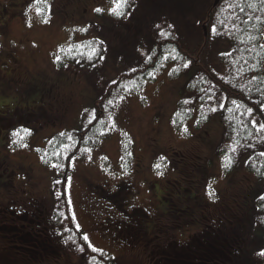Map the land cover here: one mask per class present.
<instances>
[{
	"label": "rangeland",
	"instance_id": "374dc122",
	"mask_svg": "<svg viewBox=\"0 0 264 264\" xmlns=\"http://www.w3.org/2000/svg\"><path fill=\"white\" fill-rule=\"evenodd\" d=\"M111 1L113 0H68L67 3L63 0H50L46 22L39 16V9L35 10L31 3L25 8L27 10L23 18H17L11 23L13 32L8 38L10 42L5 43V34H0L3 37H0V53L9 52L10 57L14 56L16 51L10 49L11 45L19 49L22 55L17 64L23 61L17 75L19 82L16 81L17 78L9 76L13 68L6 70L7 64L4 65L3 73L0 74V99L17 101L34 97L46 83H53L64 95L61 99L67 101L65 112L57 122L46 120L51 119L52 115L44 116L46 118L43 124L31 120L27 127L30 135L20 144L22 148L0 146V157L7 156V162L0 163V201H5L8 197L30 200L32 197L36 198L35 195L46 198L49 203L52 201L51 190L54 181L61 174L57 168L43 166L39 148L44 147L56 132L83 127L93 116L94 98L105 89L106 80L111 79L114 74L111 70L123 67L119 61L108 60L103 73L104 80L100 73L87 75L74 63L69 62L64 67H59L55 62L58 57L57 48L72 33H76L79 39L100 35L97 31L84 34L80 29L90 21L107 24L108 14L99 16L96 8L105 6L109 9ZM157 1L160 4L171 2L166 12L172 18H177L179 28L187 32L194 27L193 24L208 2ZM3 19L4 15H1V26ZM221 48L229 49L228 42H214L210 52V62L216 68H223L216 55ZM0 57L4 59L3 55ZM172 67L173 63H168L155 80L148 82L143 91L124 99L115 133L101 142L93 152L91 162L78 157L73 159L69 193L77 224L94 246L106 249L114 256L116 264H168L172 254L186 245V240L182 238L196 233L199 222H203L204 218L212 221L219 217L217 212L221 213L222 209L226 212L233 211L239 216L238 212L243 209L251 218L250 226L240 240L242 250L237 258L244 261L242 264H253L252 252L262 248L260 236L264 233L263 227L256 223L255 198L264 190V186L257 175L247 169L248 151L233 170L226 172L223 169L218 144L224 127L218 114L197 126L195 113L185 122V130L174 127L173 117L183 95L181 91L199 66H191L179 76L170 75ZM20 128H15L14 132ZM126 133L132 139V160L129 167L124 169L120 162L123 155L122 135ZM4 134L0 136V145L3 144ZM189 149H193L198 155L187 152ZM32 161L41 167L37 166L36 175H31L22 165ZM121 179L132 182L130 202L126 207L129 209L134 205L141 206L152 214L151 220L144 223L146 226L165 220L166 226L164 222L157 223L160 230L163 226L166 228L162 234L158 233V241L155 243L151 240L146 246L143 241L139 243V240L133 239L130 242L124 237L116 239L112 233L120 235L121 228L124 233L126 231L125 222H119L114 217L111 222H105L107 226L104 225V228L108 232L100 225L101 213L105 216L106 209L112 211L111 214L108 213L111 216H119L124 211L115 204L107 206L108 203L101 200L97 192L99 184L114 189ZM160 199L176 214H180V210L185 207L186 212L182 215L186 216V220L175 224L169 217L166 220L167 213L161 216L163 209L158 207ZM176 205L180 209L175 210ZM132 228L134 231V227ZM3 234H0V252H7L3 248L4 244L13 242L2 237ZM134 242L136 243L133 244ZM63 259L66 264H77L71 254L66 253Z\"/></svg>",
	"mask_w": 264,
	"mask_h": 264
},
{
	"label": "trees",
	"instance_id": "16d2710c",
	"mask_svg": "<svg viewBox=\"0 0 264 264\" xmlns=\"http://www.w3.org/2000/svg\"><path fill=\"white\" fill-rule=\"evenodd\" d=\"M63 2L68 3V0ZM49 3L50 0L34 1V8L39 9L38 14L43 22L48 21ZM170 3L113 0L109 9L105 6L96 8L97 15L104 17L108 14L107 24L90 21L80 29L84 34L97 31L100 35L79 39L76 33H72L58 45L55 62L59 67L74 63L87 75L100 73L104 80L103 73L108 60L119 61L123 67L111 70L114 74L106 80L105 89L94 98L93 116L83 127L56 132L44 147L39 148L41 163L57 168L61 174L54 181L50 203L42 196L31 198L32 202L45 205L39 231L41 239L52 245L41 243L31 247L32 240L27 236L21 239V234L12 236V249L9 252L1 250L0 264H66L63 259L65 251L74 256L77 264H116L110 252L94 246L89 239L84 240L87 235L77 224L69 193L73 159L78 157L91 162L93 152L101 142L115 133L124 99L143 91L148 82L155 80L170 62L173 63L170 71L172 76L183 74L191 66H199L181 91L183 95L173 117L174 127L185 130V122L195 113L197 126L218 114L224 127L218 144L223 169L226 172L233 170L248 151L247 169L255 173L264 186V0H208L203 13L188 32L181 30L179 20L166 12ZM172 4L177 7L175 2ZM113 8L122 14L112 12ZM216 41L228 42L229 49L221 48L216 53L223 68H216L210 62V52ZM45 118L35 119L43 124ZM46 120L53 122L52 119ZM22 133L25 135L13 140V147L20 148V144L30 135L23 128ZM122 142L120 163L126 169L132 160L131 136L123 134ZM187 152L198 155L193 149ZM1 159L7 162V159ZM193 163L196 164L195 161ZM22 165L32 175L26 162ZM131 185L130 181L120 180L117 189L120 202L115 205L125 213L109 216L107 222H111L113 217L125 222L126 233L122 228L120 235L112 233L116 239L124 237L130 242L133 239L139 240V243L149 242L153 235L144 223L151 220L152 214L142 207H126L130 202ZM102 189L99 185V195L106 194L107 190ZM255 206L256 223L264 229V190L256 196ZM175 209L180 208L176 205ZM185 212L184 207L180 214L165 216L178 224L186 220V216L182 215ZM238 213L239 216L233 211L222 209L221 213L217 212L219 217L212 221L204 218L203 222H199L196 233L182 238L186 240V245L172 254L168 264H242L244 261L237 258V254L242 250L240 240L250 226L251 216L243 209ZM102 222L103 216L100 224L104 227ZM217 226L222 228L219 232L225 243V246L219 244L218 247L223 251L228 250V256L213 258L203 249V257L196 258L195 253L202 243L199 238L208 237L210 243L211 239L217 237L212 230ZM0 231L7 234L5 225H0ZM154 239L158 241V237ZM260 240L262 248L254 250L251 255L253 264H264V233ZM3 248L9 249L5 244Z\"/></svg>",
	"mask_w": 264,
	"mask_h": 264
},
{
	"label": "flooded vegetation",
	"instance_id": "af4514ba",
	"mask_svg": "<svg viewBox=\"0 0 264 264\" xmlns=\"http://www.w3.org/2000/svg\"><path fill=\"white\" fill-rule=\"evenodd\" d=\"M33 1L34 0L0 1V16L4 15L3 25H0V34H5V43L7 41L10 42L8 38L13 32V30H11V23L17 18H20L21 20L26 13L27 9L25 8H28L31 2ZM19 24L20 21L17 23V28ZM0 37L1 39L3 38L2 36ZM10 49L16 51V54H14V56L12 57H10L11 54L9 52H4L2 54L0 53V56L3 55L4 57V59L0 57V74L3 73L4 65L7 64L6 70L11 67L13 68V71L9 76L17 78L16 81L19 82L17 75H19L20 73L19 69L21 68V65L23 66V61L21 60L19 64H17V62L19 60V57L20 59L22 58V55L20 54L19 49L11 47V45ZM62 96L64 95L57 90L55 84L46 83L45 87L42 88L41 92L34 97L23 98L17 101L0 99V136H3V134L5 133L3 137V144H1L0 146L10 148L13 143V140H17V138H20L25 135L23 133L20 134L22 128L28 130L27 127L29 126V124H31V120L37 122L35 118H38V120H40L41 117L52 115L50 118L54 122H57L60 116L64 114L65 109L67 107V101L62 100ZM17 127L21 128L18 131L14 132V129ZM1 162L2 159L0 157V163ZM28 167L32 175H36L37 164H35V162H28ZM101 187L103 188L102 190H107L104 185H101ZM117 189L118 184L115 186L114 189L107 190L106 194L100 193L101 200L107 202V206H110L109 204H117V202L119 201L117 198V195L119 194H117ZM32 199L34 198L32 197ZM160 200L161 202L159 203L158 207H162L164 214L167 212L174 213L173 211H170L168 209L170 207L167 206L166 202L163 199ZM44 206L39 205L36 202H32L31 199L29 200L24 197H8V199H6L5 201H0V225H5L7 234L10 237L11 241L12 236L18 237V234H21L19 235V238L27 236L29 239L32 240L31 247H37L38 244L41 243L42 245H52L47 240L41 239V233L39 231V226L41 222L40 217L43 212L42 208H44ZM175 208L176 207H174V209ZM105 212L106 215L103 216L104 223L107 222V218L111 216L110 214L112 211L106 209ZM157 223L159 222L155 221L154 223L149 224V226L146 227V229L152 235L156 234V230L159 229L157 227ZM227 227L228 229H230L229 224H227ZM220 229L222 228L218 226L215 227L214 231L216 232L217 237L215 236L213 239H211L212 241L210 243H208V237L206 238L203 236L199 238L202 243L201 246L197 248V253H195L196 258L203 257V249L206 250L207 255H210L213 258L228 256V250L225 249L223 251L221 250V247H218L219 244L225 246L223 238L220 237ZM17 241L19 242V240ZM143 243L144 245H146V242ZM49 246H46L45 248Z\"/></svg>",
	"mask_w": 264,
	"mask_h": 264
},
{
	"label": "snow or ice",
	"instance_id": "6c2138e0",
	"mask_svg": "<svg viewBox=\"0 0 264 264\" xmlns=\"http://www.w3.org/2000/svg\"><path fill=\"white\" fill-rule=\"evenodd\" d=\"M122 2H123V0H122ZM117 7H119V5ZM97 11H102V9H97ZM111 11L114 12V13H116V14H118V15L119 14H122V13L117 12V9L116 8H113ZM157 167H159V165H157ZM87 239H88L87 236H85L84 237V240L87 241Z\"/></svg>",
	"mask_w": 264,
	"mask_h": 264
}]
</instances>
